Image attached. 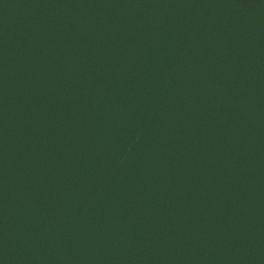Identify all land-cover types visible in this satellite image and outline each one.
<instances>
[{"label":"water","instance_id":"water-1","mask_svg":"<svg viewBox=\"0 0 264 264\" xmlns=\"http://www.w3.org/2000/svg\"><path fill=\"white\" fill-rule=\"evenodd\" d=\"M0 264H264V0H0Z\"/></svg>","mask_w":264,"mask_h":264}]
</instances>
